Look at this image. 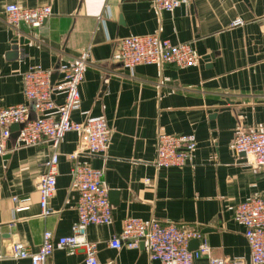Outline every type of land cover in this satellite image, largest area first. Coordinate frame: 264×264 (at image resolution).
Returning a JSON list of instances; mask_svg holds the SVG:
<instances>
[{
  "label": "crops",
  "instance_id": "1",
  "mask_svg": "<svg viewBox=\"0 0 264 264\" xmlns=\"http://www.w3.org/2000/svg\"><path fill=\"white\" fill-rule=\"evenodd\" d=\"M7 3L48 5L51 15L25 34L7 23ZM235 18L243 23L232 25ZM144 34L191 42L200 58L184 68H124L113 57L119 39ZM20 37L27 40L14 42ZM87 48L80 108L71 118L103 116L110 129L109 147L74 156L79 135L70 131L62 137L56 149V190L48 200L52 212L43 216L37 181L53 148L48 141L18 146L10 135L0 155L3 245L16 239L36 251L44 230L54 237L72 234L78 192L69 169L81 162L102 170L111 205L112 223L90 224L84 232L95 243L100 264H160L149 258L143 243L134 249L110 247L127 217L196 227L209 255L252 264L245 229L234 221L233 211L238 203L264 193V166L237 153L233 141L240 131L264 130V0H189L171 12L158 11L152 0H0V109L30 106L22 91V73L29 66L40 65L55 80L59 63ZM63 99V93L54 96L57 104ZM159 132L192 133V163L157 168L153 160ZM14 196L27 198L28 208L13 213L20 204ZM84 257L83 248L66 247L54 250L45 264H85ZM0 264L31 263L5 257ZM194 264H208V257Z\"/></svg>",
  "mask_w": 264,
  "mask_h": 264
},
{
  "label": "built area",
  "instance_id": "2",
  "mask_svg": "<svg viewBox=\"0 0 264 264\" xmlns=\"http://www.w3.org/2000/svg\"><path fill=\"white\" fill-rule=\"evenodd\" d=\"M189 0H152L158 11H173ZM8 24L19 27L22 22L28 28L41 26L51 15L48 5L20 7L7 3L4 7ZM243 20L235 18L232 25H240ZM89 49H83L78 56L59 63L57 74L51 73L38 64L31 65L22 73V91L30 106L16 104L0 109V155L5 153L4 141L11 135L12 124H22L18 129V146L38 145L48 141L53 148L44 161L45 171L39 176L37 189L41 215L52 212L48 200L56 190L58 153L56 151L62 137L67 132L79 135L75 155L83 152L99 154L105 152L110 143V129L103 116L85 115L82 121H74L71 113L80 108L79 84L87 69ZM129 70L140 64L174 65L184 68L195 65L200 58L191 42L173 43L158 34L129 35L119 39V50L113 56ZM56 93H63L62 104L54 100ZM56 112L53 116L51 112ZM233 147L253 165L264 166V130L240 131L234 138ZM196 149V139L192 133L159 132L155 140L153 164L157 167H184L192 163ZM73 186L77 189V221L72 226V234L54 237L50 230H44L42 241L36 251H32L16 239L3 245L0 231V259L13 257L28 259L31 264H45L54 250L66 247L83 248L85 264H100L96 257V245L85 237V229L90 224L110 225L111 205L108 189L103 181L101 169L87 163L76 162L70 169ZM15 203L13 213L28 208L27 198L12 197ZM233 219L244 227L252 264H264V193L238 203L233 211ZM16 220L8 222L14 226ZM198 240L197 248H189L191 240ZM145 244L149 258L160 264H194L202 256L208 257V264H242L223 257L209 255V246L203 233L196 227L172 222L162 223L157 219L143 220L127 217L123 220L118 234L109 241L110 247L122 246L134 249ZM107 264H117L109 261Z\"/></svg>",
  "mask_w": 264,
  "mask_h": 264
},
{
  "label": "water",
  "instance_id": "3",
  "mask_svg": "<svg viewBox=\"0 0 264 264\" xmlns=\"http://www.w3.org/2000/svg\"><path fill=\"white\" fill-rule=\"evenodd\" d=\"M19 28L25 33V34H28L30 32L29 28L24 24V23H20L19 24ZM23 40H27V39H24V37H20L19 39L15 38L14 39V42H19V43H22ZM52 77V75H51ZM53 78V77H52ZM22 127V124H12L10 129H11V135L12 137L16 138L18 136V129ZM198 240H191L189 242V248H197L198 246Z\"/></svg>",
  "mask_w": 264,
  "mask_h": 264
}]
</instances>
